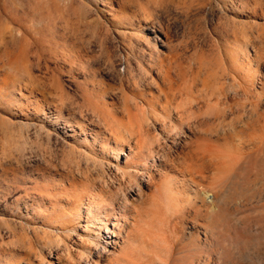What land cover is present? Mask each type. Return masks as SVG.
Instances as JSON below:
<instances>
[{"label":"rangeland","instance_id":"374dc122","mask_svg":"<svg viewBox=\"0 0 264 264\" xmlns=\"http://www.w3.org/2000/svg\"><path fill=\"white\" fill-rule=\"evenodd\" d=\"M85 93L123 126L145 104L118 132L154 150L138 194ZM161 177L170 214L146 202ZM148 213L164 264H264V0H0V264H118Z\"/></svg>","mask_w":264,"mask_h":264},{"label":"bare ground","instance_id":"6f19581e","mask_svg":"<svg viewBox=\"0 0 264 264\" xmlns=\"http://www.w3.org/2000/svg\"><path fill=\"white\" fill-rule=\"evenodd\" d=\"M243 77H244V79H246L247 74L245 73L243 75ZM85 101H86V104L89 106V108L92 111H94L101 120H103L104 122H106L109 125L113 124V126L111 125V131L113 133V137L115 138L117 136H121L123 138L122 142H124V141L128 142V146L133 150V153H131L130 156H128V154H126V156L124 157V161L121 164V168H122L121 171H122V173H126L128 175L129 180L136 181L135 185H134L135 193L138 194L142 190V183L145 182V180H146V183H148V185H152L151 181L153 179V174H151V170L148 168L147 163H148L150 155L153 156V154L151 153V149L153 150V148L143 150V148L141 146L138 147L139 142L136 141L137 139L133 140L131 138V134L125 133V134H127L126 136H128V138H126L125 136L120 135L118 133L119 129L123 125L121 123H118V120L115 118L114 114L112 113V110L110 109L108 102L104 98L99 97V96H93L91 94L85 93ZM144 106H145L144 103L139 104L137 107L138 109L135 112V114H129L128 121H127L128 126H130L132 124V122L133 123L137 122L139 119H142L144 117V114H145L144 113ZM128 126H123V128L128 130ZM116 145H117V143H116ZM134 147H137V149L135 150ZM158 159H159V157H157L156 160L155 159L153 160V162L151 163L152 166L156 165V161ZM134 167L135 168L142 167L145 172L139 173L138 169H135ZM210 183H211V179L208 181V185ZM203 191L205 192V195H207V193L209 192L208 188H206ZM77 193L80 196H83V195L87 196V201H86V205H85V210H86L85 214H86V217L88 219V218H90V215H91V209L93 206V199L97 198L98 196L96 194H93L91 189L90 190H84L81 188L80 190H78ZM211 196H212V199H211V202H212L215 200V194L212 193ZM204 198L207 200L206 196ZM182 201H184V198L177 192V190L174 187H172L168 178L162 179V177H161L160 180L156 184H154V196L149 198L146 202H148V204L151 207L156 206L159 209L164 210L170 214L182 205ZM185 201H187V200H185ZM145 208H147V207H145ZM181 208H183V207H181ZM159 209H157V210H159ZM166 212H165V214H166ZM137 213H138V211H137ZM152 214H156V213L152 212ZM152 214L147 215L142 220L143 224H142L141 220L139 219L141 222V225H143V228H141V229H143L145 231V233L143 234L144 240L142 239L144 242L141 240L144 244L140 243L141 244L140 248L135 247L134 242H137V241H134L135 240L134 238H138V237L134 236V234L137 235L135 233L136 228H134L133 233L128 234L127 241L121 245L119 252L114 257V261L116 263L121 264L122 262H125L126 264H137L139 262V259L141 258L140 256H139L140 258L136 256V254L138 252L142 253V255L147 257V258L152 256V254L154 252L152 250L153 246L151 247V245H155V247L157 249V252H155V254H153L156 256L157 261L160 264L165 263V259L168 256L167 245L164 244L163 242L155 241V239H157L156 238L157 236L155 237L152 233L148 232L150 226H152V223L154 221L157 222V218L155 216H153ZM141 216H143V215L140 214L139 217H141ZM168 216H166V217H168ZM166 219L167 218H165V220ZM134 223L136 224V221ZM137 224H139V223H137ZM153 227H154V225H153ZM104 228H105V232L110 233V235H108V238L103 239V242H105L108 245H113V246H114V244L117 245L118 241L116 240V238H113L116 236L114 233V230L113 229L109 230L107 225H105ZM165 228H166V226H165ZM158 231H160V230H158ZM162 237H163V235H162ZM159 238H161V237H159ZM159 238H158V240H159ZM160 241H162V240H160ZM106 250H107L106 246L102 245V246H100V250L99 249L96 250V253L99 255L101 252H104ZM107 251H109V250H107ZM111 251H112V249H111Z\"/></svg>","mask_w":264,"mask_h":264}]
</instances>
